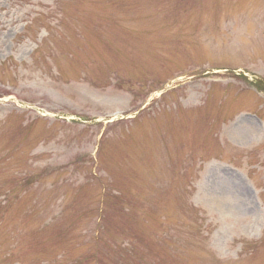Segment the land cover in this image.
Wrapping results in <instances>:
<instances>
[{"label": "rangeland", "instance_id": "rangeland-1", "mask_svg": "<svg viewBox=\"0 0 264 264\" xmlns=\"http://www.w3.org/2000/svg\"><path fill=\"white\" fill-rule=\"evenodd\" d=\"M0 264H264V0H0Z\"/></svg>", "mask_w": 264, "mask_h": 264}, {"label": "bare ground", "instance_id": "bare-ground-1", "mask_svg": "<svg viewBox=\"0 0 264 264\" xmlns=\"http://www.w3.org/2000/svg\"><path fill=\"white\" fill-rule=\"evenodd\" d=\"M230 181L240 192L242 191L240 185L237 183L235 178L232 177Z\"/></svg>", "mask_w": 264, "mask_h": 264}]
</instances>
